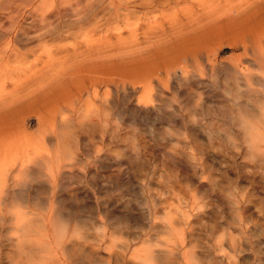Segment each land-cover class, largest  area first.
<instances>
[{
  "label": "rangeland",
  "instance_id": "374dc122",
  "mask_svg": "<svg viewBox=\"0 0 264 264\" xmlns=\"http://www.w3.org/2000/svg\"><path fill=\"white\" fill-rule=\"evenodd\" d=\"M126 1L85 0L79 6H91L78 14L75 0H0V140L13 142L2 151L22 156L18 134L39 153L28 149L36 180L14 167L12 177L35 187L57 158L73 173L56 181L65 199L55 222L67 232L63 264H137L133 250L145 248H169L177 264H264V137L253 147L240 126L246 115H264V97H239L241 50L219 25L208 33L228 5L156 0L155 10L122 5L126 16L115 20ZM175 56L187 58L190 74L181 63L163 74ZM51 89L63 108L39 129V98ZM2 156L0 185L10 167ZM45 197L33 194L28 214L46 213ZM10 200L0 199L6 214ZM14 227L0 221V264H17L14 247H24ZM40 234L29 244L55 246L54 235Z\"/></svg>",
  "mask_w": 264,
  "mask_h": 264
},
{
  "label": "bare ground",
  "instance_id": "6f19581e",
  "mask_svg": "<svg viewBox=\"0 0 264 264\" xmlns=\"http://www.w3.org/2000/svg\"><path fill=\"white\" fill-rule=\"evenodd\" d=\"M40 1L43 2V0ZM83 1L85 0H75V5L79 6L80 3H82ZM157 4L158 3L156 0H139V1L127 0L123 4L120 3L119 7L114 8L113 14L115 15L116 18L115 20H118L119 18L126 16L124 15V13H122L121 10L122 5L126 7L127 6L140 7L145 9L146 11L150 9L155 10ZM225 4H227L228 7L226 9L221 10L219 15L211 18L213 20L210 21L213 24L210 23L211 27L209 30L210 32L208 31V33H210L211 35L215 33L217 34L216 32L217 28L215 26L219 25L220 26L218 28L219 32L222 31L223 33H227V34L231 33L233 35V38L231 39L230 42L231 47L235 50H241L240 57L237 58L234 67L232 66L234 70L233 73L237 74V76H235L236 77L235 84L238 87V90H240L239 97L246 98V102L252 99L251 97L253 98L264 97V74H263L264 72V0H242L238 4L232 5V7H230L228 2H226L225 0ZM89 5L90 3L88 4V2H86V4L83 7L88 8ZM83 7L79 6V9L74 8L75 12L76 13L78 11L80 12L81 8ZM15 14L16 13L13 11L9 17L11 24H13V19L15 17ZM45 19H46V14H44L41 17L42 21ZM261 20H263V22H260ZM11 29L12 26L9 29L10 32L13 31ZM234 35L237 37H234ZM9 51L13 52L14 48L9 49ZM177 57L178 56H175L171 59H176ZM179 63H181V67L179 66V69L182 70V72L184 71L186 74L191 73L190 71L187 70V67L191 68V66H189L186 57H182L181 59H179ZM179 63L177 59L172 60L171 62H169L168 65H166V67L163 68V71L162 70L161 71L166 76H169L171 69ZM237 68L243 71L240 72L238 71ZM249 69L259 70V74H257V76L255 77L250 73H248ZM156 82L158 86L161 84L160 79H157ZM45 93L47 94V96H45L46 98L43 97L39 98V100L45 101L44 112L46 113L45 116L38 117L37 119L39 129L44 127L45 123L47 122V121L45 122V119L46 120L53 119L55 114L56 113L60 114L63 108L62 106H58L59 101L64 99L63 95H61L59 91L51 89L46 91ZM257 106H260L263 109L262 105H257ZM237 112L238 114H240V117L244 115V111L240 108L238 109ZM259 117L260 119L255 117L254 114H251V116L246 115L240 123V126L244 128V135L247 137V139L249 140V142L253 147L258 139L262 140V137H264V115H261ZM261 126L263 127V129H261L262 128ZM42 130H43L42 136L39 137L40 144L42 143L44 144L46 140H48L49 138L46 135V133H44L45 129ZM15 136L18 137V138L16 137L18 141L19 139H23L25 142L24 145L19 144V146H21L19 148L23 147L21 151H19L20 155H22L20 156V158L19 155L18 157H16V154H19L18 152L17 153L15 152L16 154L14 153V155L12 154L13 155L12 157L11 154L8 155L7 152H6L7 154H5L2 151L3 147L8 145V143L9 144L13 143L12 141L5 143V141H8V139L7 140L2 139V141H4L5 143V145H2L3 143L1 144L2 141L0 140V161L2 160L1 156L3 154L7 159H10V167L4 171L2 176L4 178V183L0 185V199L4 201L9 199L10 197L11 199L10 203L13 204V206L9 205L10 207L8 208L7 214L5 213V211L0 210V221L8 217L9 221L15 225L14 228H15V232L17 233L16 236L17 243H22V242L24 243V247H14L13 256L17 258L16 259L17 264H63L61 262V259H63V262H67V259H69V255L66 253V250H68V248L64 239L67 237V232L64 230L62 224L57 225L55 222L62 217V213L59 206L64 202L65 199L61 198V196L59 197L58 196L59 194L57 195L58 188L60 189L62 185L56 184V181L58 179H62L67 174L71 175L73 173L72 172L65 173L64 172L65 163L57 158L55 161L56 165L52 169H46L47 174L42 173V176L40 175L41 177L45 178V180H43L44 182L43 181L42 183L40 182V184H37L35 187L27 183L25 180L17 182V180L14 179V177H12L13 171L11 172V168L13 167L14 169L17 168L18 170L17 172H20L22 174L26 173L32 176L33 178H35V180L38 178L39 175L37 173L38 170L33 172L29 171L30 168H33V166L37 163L30 156V153L28 152V149L32 151V148H28V146L31 147L30 143L28 142L29 140H31V137L29 138L26 136H19L18 134ZM9 139H13L14 141L15 138L9 137ZM261 144H264V141H261ZM31 145L36 146V144L33 142H31ZM33 151L36 152V150ZM1 152H3V154H1ZM35 154H37V152ZM38 163H42V161H39ZM10 181L11 183H13L12 185L8 184ZM33 194L46 195V197L44 198V200L47 202V207L45 209L46 213H44L41 217L28 214L31 212L30 203H32L29 201V199H31V196ZM23 210L25 211L23 212ZM77 211L78 208L76 207L74 209L68 210V213L73 214V217H75ZM39 214L40 213L37 210L36 215ZM32 220L40 222V225H35L32 222ZM40 231H42L41 234ZM32 232L35 234H40V236L38 237L41 240H43V238L49 239L52 237V235H54L53 242L55 246H53V248H49L51 246H46L42 242H38L39 244H32V243L29 244L28 236ZM24 238L26 239L24 240ZM60 250H62V253L60 252L61 254L57 256ZM132 255L133 257H135V259H138L137 264H146V263L177 264V261L172 259L169 260L166 257L168 255L169 256L174 255L173 251L170 250L169 248L165 250H154L151 248L133 250ZM184 256H186V254ZM186 261L188 262V260ZM128 264H134V263L128 261ZM181 264H184V262L182 261Z\"/></svg>",
  "mask_w": 264,
  "mask_h": 264
}]
</instances>
